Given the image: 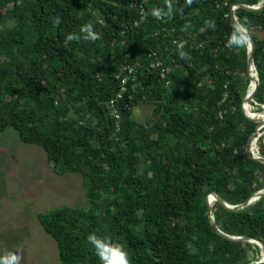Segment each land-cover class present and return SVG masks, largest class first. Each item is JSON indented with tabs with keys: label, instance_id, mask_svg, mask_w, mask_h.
<instances>
[{
	"label": "trees",
	"instance_id": "obj_1",
	"mask_svg": "<svg viewBox=\"0 0 264 264\" xmlns=\"http://www.w3.org/2000/svg\"><path fill=\"white\" fill-rule=\"evenodd\" d=\"M260 1L171 0L169 12L166 0H0V132L13 127L87 190L88 208L38 213L62 264H102L91 234L121 245L131 264L261 258L256 244L219 232L207 203L264 189V163L246 150L258 125L242 106L248 49L228 46L231 5ZM236 14L255 42L264 104V7ZM89 24L99 39H84ZM145 104L141 121L134 110ZM257 150L264 156V136ZM213 209L225 233L264 242V196Z\"/></svg>",
	"mask_w": 264,
	"mask_h": 264
},
{
	"label": "rangeland",
	"instance_id": "obj_2",
	"mask_svg": "<svg viewBox=\"0 0 264 264\" xmlns=\"http://www.w3.org/2000/svg\"><path fill=\"white\" fill-rule=\"evenodd\" d=\"M150 112L145 104L134 116L145 121ZM53 164L43 148L22 142L13 127L0 132V264L11 255L20 258L19 264H62L57 242L38 213L90 204L82 175L57 174Z\"/></svg>",
	"mask_w": 264,
	"mask_h": 264
},
{
	"label": "water",
	"instance_id": "obj_3",
	"mask_svg": "<svg viewBox=\"0 0 264 264\" xmlns=\"http://www.w3.org/2000/svg\"><path fill=\"white\" fill-rule=\"evenodd\" d=\"M237 5L239 7L246 8V9H248L250 11H257V10H260V9H262L264 7V0H261L256 5H246V4H242V3H237ZM231 19H232V23H233V25L235 27H237L239 25H242L239 22L238 17H237L235 12H232ZM248 34L250 35V47H247L248 48V72H249L248 76H249L251 81L252 80L255 81V88H254V90L252 92H249L248 94H246V96L244 97L242 106H243V110H244L246 116L248 118H250L251 120L257 122L260 125L262 123L261 120H259L257 118H254L252 116H249L246 113V111H245V103L250 101V100H252V99H254L255 93H256L258 85H259L258 74H255V72L252 71V68L254 66L255 42H254V39L251 36V34L249 32H248ZM260 134L264 135V131H262L260 129V127L258 126L256 131L249 137V139L247 141V144H246V150H247L248 155L251 158H254V159L264 163V156H258L257 152L252 151V149L250 148L251 140L255 136L257 137V135H260ZM262 196H264V189H261V190L255 192L245 202L240 203V204H236V205L229 204L228 202L223 200L221 197H219L216 193H210L208 195V197H207V203H208L209 207L211 208V218H212L216 228L219 230V232H221L223 235L227 236L230 239L239 240V241H248L250 243L256 244L260 248V250H261V253H260L261 258L258 261H254V262H251L249 264H264V242L262 240L258 239V238H252V237H247V236H232V235H229V234L225 233L224 231H222L217 225L216 212L213 209V205L211 204V201L214 199L215 201H218L219 203H221V205L225 206L228 209H242V208L246 207L247 205H250V204L256 202Z\"/></svg>",
	"mask_w": 264,
	"mask_h": 264
},
{
	"label": "clouds",
	"instance_id": "obj_4",
	"mask_svg": "<svg viewBox=\"0 0 264 264\" xmlns=\"http://www.w3.org/2000/svg\"><path fill=\"white\" fill-rule=\"evenodd\" d=\"M192 0H187V3H191ZM168 4V11H172L171 0H166ZM153 16L160 18L161 11L159 9L153 10ZM59 23V20H57ZM81 32L86 33L84 36L85 40H97L99 36L92 30V26L84 25L81 27ZM79 39V37L74 34H70L67 37V40ZM229 47L237 46V47H250V35L248 34V30L244 27V25L237 26L233 34L229 40ZM182 56H185L183 52H181ZM88 241L92 244L96 250L97 256H99L102 264H131L128 253L123 249V247L119 244L112 245L111 243H106L101 239L97 238L94 234L88 236ZM19 257L16 255H11L7 258L3 264H19Z\"/></svg>",
	"mask_w": 264,
	"mask_h": 264
},
{
	"label": "bare ground",
	"instance_id": "obj_5",
	"mask_svg": "<svg viewBox=\"0 0 264 264\" xmlns=\"http://www.w3.org/2000/svg\"><path fill=\"white\" fill-rule=\"evenodd\" d=\"M254 88H255V81L254 80H252V81H250V85L248 86V89H247V94L249 93V92H252L253 90H254ZM250 102H251V100H250ZM245 108L247 109V111L250 113V114H264V111H262L261 113H255V112H253L252 111V105H250V104H248L247 102L245 103ZM260 129L262 130V131H264V123H263V125L260 127ZM262 135L260 134V135H257V137H258V139H259V137H261ZM257 141L258 140H256V136L251 140V142H250V148L252 149V151H255L256 152V150H257ZM215 200L213 199L212 201H211V204L213 205L215 202H214Z\"/></svg>",
	"mask_w": 264,
	"mask_h": 264
},
{
	"label": "built area",
	"instance_id": "obj_6",
	"mask_svg": "<svg viewBox=\"0 0 264 264\" xmlns=\"http://www.w3.org/2000/svg\"><path fill=\"white\" fill-rule=\"evenodd\" d=\"M239 8V6L237 5V3H234V4H232L231 5V14H232V12H235L236 13V10ZM237 15V14H236ZM248 49V48H247ZM252 71H254L255 72V74H258V71H257V68H256V65H255V63H254V66H253V68H252ZM259 77V76H258ZM251 81V80H250ZM251 105H252V111L253 112H255V113H261L262 111H264V104H261V103H259L255 98L254 99H252L251 100ZM260 108V109H259ZM263 125V121H262V123L259 125H257V127L259 126V127H261ZM262 136H264V135H262ZM261 136V137H262ZM260 138V137H259ZM259 140V139H258ZM257 144H258V141H257ZM256 152H257V155L258 156H260V153L258 152V150H256Z\"/></svg>",
	"mask_w": 264,
	"mask_h": 264
}]
</instances>
